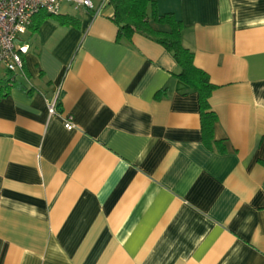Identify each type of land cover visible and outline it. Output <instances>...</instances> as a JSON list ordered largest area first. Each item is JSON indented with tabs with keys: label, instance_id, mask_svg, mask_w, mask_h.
<instances>
[{
	"label": "crops",
	"instance_id": "1",
	"mask_svg": "<svg viewBox=\"0 0 264 264\" xmlns=\"http://www.w3.org/2000/svg\"><path fill=\"white\" fill-rule=\"evenodd\" d=\"M99 1L63 2L76 25L47 17L17 39L24 72L0 96V264H264V0L157 2L215 86L224 154L203 146L171 54L117 41Z\"/></svg>",
	"mask_w": 264,
	"mask_h": 264
},
{
	"label": "trees",
	"instance_id": "2",
	"mask_svg": "<svg viewBox=\"0 0 264 264\" xmlns=\"http://www.w3.org/2000/svg\"><path fill=\"white\" fill-rule=\"evenodd\" d=\"M157 2L158 0H108L107 5L113 9L111 19L117 27L116 40L129 41L134 34H139L158 43L171 54L179 68L175 76L197 93L203 146L210 151L224 154L226 145L213 137L217 115L211 109L209 97L215 86L210 82L207 73L194 65L193 53L182 45V22L173 13L159 14ZM47 17H54L62 24H77L75 17L41 11L32 16L28 28L36 31ZM6 72L0 79V96L5 95L12 86L18 85L13 73ZM27 92L30 93L31 90Z\"/></svg>",
	"mask_w": 264,
	"mask_h": 264
},
{
	"label": "built area",
	"instance_id": "3",
	"mask_svg": "<svg viewBox=\"0 0 264 264\" xmlns=\"http://www.w3.org/2000/svg\"><path fill=\"white\" fill-rule=\"evenodd\" d=\"M63 2H69L75 7L92 9V0H0V65L13 74L23 72V55L27 51V45L17 44L20 34L28 29L32 16L44 11L49 14H58ZM108 0H100L99 10L107 5ZM59 90L55 97L47 100L48 115L57 114ZM64 127L71 130L75 127L73 117L68 115L64 119Z\"/></svg>",
	"mask_w": 264,
	"mask_h": 264
},
{
	"label": "rangeland",
	"instance_id": "4",
	"mask_svg": "<svg viewBox=\"0 0 264 264\" xmlns=\"http://www.w3.org/2000/svg\"><path fill=\"white\" fill-rule=\"evenodd\" d=\"M19 36L24 37V34H20ZM17 42H19V41H17ZM6 71L7 70H5V68L2 65H0V79L3 78L4 75H6V73H7ZM13 75L17 76L18 74H13Z\"/></svg>",
	"mask_w": 264,
	"mask_h": 264
}]
</instances>
